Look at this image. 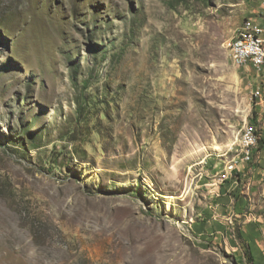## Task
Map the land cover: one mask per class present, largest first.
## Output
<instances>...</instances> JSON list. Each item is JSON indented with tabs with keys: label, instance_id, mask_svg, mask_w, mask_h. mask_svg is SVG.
<instances>
[{
	"label": "rangeland",
	"instance_id": "obj_1",
	"mask_svg": "<svg viewBox=\"0 0 264 264\" xmlns=\"http://www.w3.org/2000/svg\"><path fill=\"white\" fill-rule=\"evenodd\" d=\"M261 2L0 0V264L263 263L231 57Z\"/></svg>",
	"mask_w": 264,
	"mask_h": 264
},
{
	"label": "crops",
	"instance_id": "obj_2",
	"mask_svg": "<svg viewBox=\"0 0 264 264\" xmlns=\"http://www.w3.org/2000/svg\"><path fill=\"white\" fill-rule=\"evenodd\" d=\"M249 16L253 20L254 24H257L258 22L264 25V0H262L261 4L256 5L253 8ZM257 71L259 72H256L255 75L252 76V79L254 80L256 84L263 86L264 85V66H262L261 69ZM263 99H264V96H261V99H260L261 102L255 107V117L256 118H254V120L251 121V122H254L257 128V131H258L259 141L261 140L262 143L261 144L258 143L257 147L255 148L252 161L248 163L246 162L241 163V166L237 168L238 170L234 172L235 175H238L239 180L241 179L240 183H242L241 177H246L247 180L245 181L248 182L247 186H249V183L252 184V187L255 190L253 194L257 193L261 209H264V101H262ZM235 163H237V160L235 161ZM238 177L236 178L238 179ZM227 183L229 182L226 181L225 184ZM225 187L226 186L220 187V189H223ZM230 187H231L230 189H232L233 193H235V196L237 197L238 196V192H236L237 190L234 188V186L232 187L230 185ZM239 192L241 194L243 193L242 191H239ZM217 197H218L217 202H216L217 207L216 209H214V212H218L219 214H224V215L230 214L233 208L232 195L223 194L222 192L221 196L217 195ZM241 200L243 199L241 198ZM238 203H240V201ZM238 203H236L237 208L239 207ZM243 205L245 204H241V208L243 207ZM260 217L261 219L264 218V210L261 211ZM262 264H264V260Z\"/></svg>",
	"mask_w": 264,
	"mask_h": 264
},
{
	"label": "bare ground",
	"instance_id": "obj_3",
	"mask_svg": "<svg viewBox=\"0 0 264 264\" xmlns=\"http://www.w3.org/2000/svg\"><path fill=\"white\" fill-rule=\"evenodd\" d=\"M248 25H257V24L249 22ZM250 37L253 43L259 44L260 46H264V34L255 33V30H248V31L238 30L234 35V37L232 38V43H231V57L234 63L236 64L242 63V54H235V49L239 46H242V44H244L245 41L249 40ZM248 57L250 58V64H257V58H264V50L259 51L257 49H248ZM261 67L258 68L257 70H260ZM253 132L254 130L252 128L246 127L244 129V134L239 141V147H240L239 160H241V162H248V160L250 159L252 161L254 150L257 143V141L255 140H249V137ZM233 169L234 166L233 164H231L229 166V170L232 171Z\"/></svg>",
	"mask_w": 264,
	"mask_h": 264
},
{
	"label": "built area",
	"instance_id": "obj_4",
	"mask_svg": "<svg viewBox=\"0 0 264 264\" xmlns=\"http://www.w3.org/2000/svg\"><path fill=\"white\" fill-rule=\"evenodd\" d=\"M237 30L248 31V30H255V33L264 34V25L257 22V25H248L247 18L243 21L240 27ZM248 49H257V50H264V46H260L259 44L253 43L251 37L249 40L245 41L242 46H239L235 49V54H242V63H239V66H250L257 72V69L261 66H264V58H257V64H250V58L248 57ZM260 90V88L258 89ZM258 90L255 94L258 95ZM249 140H255L259 142V135L258 131L255 127V131L249 137ZM248 160V162H250ZM246 162V163H248Z\"/></svg>",
	"mask_w": 264,
	"mask_h": 264
},
{
	"label": "trees",
	"instance_id": "obj_5",
	"mask_svg": "<svg viewBox=\"0 0 264 264\" xmlns=\"http://www.w3.org/2000/svg\"><path fill=\"white\" fill-rule=\"evenodd\" d=\"M258 143L261 144L262 141L260 140ZM238 235H239V237H241L240 234H238ZM248 260H249L250 264H253V257H252V255L250 254V252H248Z\"/></svg>",
	"mask_w": 264,
	"mask_h": 264
}]
</instances>
